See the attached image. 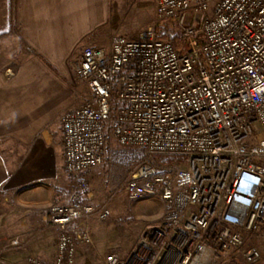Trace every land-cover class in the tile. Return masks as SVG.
<instances>
[{"label": "built area", "instance_id": "1", "mask_svg": "<svg viewBox=\"0 0 264 264\" xmlns=\"http://www.w3.org/2000/svg\"><path fill=\"white\" fill-rule=\"evenodd\" d=\"M155 14L176 19L181 47L152 24L136 37L114 34L109 49H82L75 76L85 91L60 117L65 169L76 185L55 198L37 230L0 237V264H77V238L91 242L92 223L106 220L112 203L149 196L165 204L153 245L129 262L111 251L104 264L260 257L246 238L264 224V0H155ZM110 137L145 156L106 200L86 202V178L105 162ZM160 154L180 159H151ZM51 228L52 259L9 258Z\"/></svg>", "mask_w": 264, "mask_h": 264}, {"label": "crops", "instance_id": "2", "mask_svg": "<svg viewBox=\"0 0 264 264\" xmlns=\"http://www.w3.org/2000/svg\"><path fill=\"white\" fill-rule=\"evenodd\" d=\"M13 1L9 17L0 0V200H9L12 217L23 215L22 195L42 203L60 195V117L85 91L76 65L85 46L109 49L118 32V0Z\"/></svg>", "mask_w": 264, "mask_h": 264}, {"label": "rangeland", "instance_id": "3", "mask_svg": "<svg viewBox=\"0 0 264 264\" xmlns=\"http://www.w3.org/2000/svg\"><path fill=\"white\" fill-rule=\"evenodd\" d=\"M115 11L118 14L114 24L117 33L136 37L148 25L156 24L157 29L169 34H177L180 37V28L174 17L157 19L155 0H118L116 8H113L114 13ZM181 45L182 42L176 46L179 48ZM60 130L59 127L57 134ZM144 156L141 148L121 146L110 137L106 160L91 170L86 179L88 185L83 192L82 199L90 203H100L106 200L126 172ZM151 159H158V155H152ZM63 172V179L56 186V193L66 199L68 193L76 185L77 178L68 173L66 169ZM51 187L54 193V186ZM56 196L54 193L47 203H42L41 200H37L38 196L34 193L22 195V201L25 202L22 206L25 208L22 207L20 212L23 215L18 214L13 217L10 216L11 206L9 205L11 203L7 198H2L0 200V229L3 231L0 232V237L9 239L16 235H28L37 230L44 224L48 208L54 203ZM164 205L162 199L157 196L140 199L126 197L119 203H113L111 214L106 220L92 223L91 242H84L77 238V264H104L105 254L111 251L118 252L125 261L129 262L137 252L143 249L145 244L153 245V234L164 222ZM56 241L57 230L55 228L43 230L32 240L28 248L10 255L9 258L22 260L30 253L50 260L56 252ZM252 245L257 246L261 251L257 260L248 262L243 258H236L234 261L231 260L230 264H264V224L259 231L248 233L246 246ZM159 249L161 246L155 247V253Z\"/></svg>", "mask_w": 264, "mask_h": 264}, {"label": "trees", "instance_id": "4", "mask_svg": "<svg viewBox=\"0 0 264 264\" xmlns=\"http://www.w3.org/2000/svg\"><path fill=\"white\" fill-rule=\"evenodd\" d=\"M7 3H8V7H9V9H8L9 10V17H12L14 1L13 0H7ZM156 33H157V36L160 38L171 39L174 43H176V45H178L180 42H182V38L179 37V35L166 33L165 31H161V30L157 29V27H156ZM158 159H160L164 162H173L176 159H180V157L177 155H172V154H160V155H158ZM233 261H234V259H233Z\"/></svg>", "mask_w": 264, "mask_h": 264}]
</instances>
